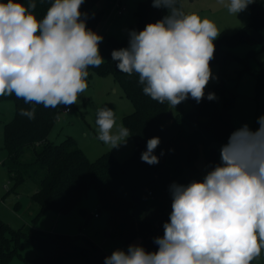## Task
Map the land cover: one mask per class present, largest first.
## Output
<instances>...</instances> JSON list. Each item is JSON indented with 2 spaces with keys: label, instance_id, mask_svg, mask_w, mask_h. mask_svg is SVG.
<instances>
[{
  "label": "clouds",
  "instance_id": "1",
  "mask_svg": "<svg viewBox=\"0 0 264 264\" xmlns=\"http://www.w3.org/2000/svg\"><path fill=\"white\" fill-rule=\"evenodd\" d=\"M85 0H53L42 19L35 0L0 2V96L25 104L56 108L76 105L87 90L89 67L104 63L99 45L104 37L87 26ZM238 15L255 0H218ZM166 14L142 30L128 32V46L113 50L119 71L138 74L143 93L171 107L205 98L213 76L216 24L198 13H186L179 0H152ZM209 101L217 100L214 92ZM36 108L19 114L35 119ZM258 128L248 124L232 132L220 149V163L202 181L169 185L171 212L163 235L153 238L157 250L141 244L116 249L104 264H251L264 250V115ZM97 139L110 149L127 144L130 130L117 127L108 107L97 111ZM115 128V131L113 129ZM159 137L146 142L141 161L157 165ZM160 155H164L163 151Z\"/></svg>",
  "mask_w": 264,
  "mask_h": 264
},
{
  "label": "trees",
  "instance_id": "2",
  "mask_svg": "<svg viewBox=\"0 0 264 264\" xmlns=\"http://www.w3.org/2000/svg\"><path fill=\"white\" fill-rule=\"evenodd\" d=\"M98 1L85 0L81 6V11L88 13L87 26L95 32L104 13L103 9L97 8ZM0 2L6 3L7 0ZM18 2L27 6L28 0ZM51 2L53 0H35L34 14L37 19L46 15ZM179 4L183 7L182 0H179ZM249 6V22L231 35L222 33L215 44L214 59L210 64L218 66L217 81L207 85L205 98L199 104L189 98L191 108L186 112L174 113L167 102L161 104L146 96L143 86L139 84L138 74L128 75L119 71L117 62L111 57L113 50L128 46L130 30L139 31L146 24L156 22L166 14V9L152 7V0L138 1L127 36L118 40L114 35L107 34L100 43L104 63L99 67H89L87 83L90 85L95 74H111L123 88L133 105V111L123 117L134 144L131 158L145 169L158 173L168 165L175 175L181 176L184 173L180 155L183 142L191 145L190 163L194 162L198 144L204 145L207 161L216 162V143L228 142L229 136L236 130L230 112L236 100V92L227 87L226 81L229 75L228 63L237 56L229 47L248 44L259 45L264 49V1L255 0ZM251 71L257 77L259 90L264 84L263 68ZM209 92H214L218 99L209 101ZM5 99H12L16 110L13 119L4 126L3 148L7 154L3 164L14 184L13 191L25 182L37 185V189L30 195V201L37 208L34 211L32 206L30 210L32 224L46 210L59 213L71 211L90 188H96L99 196L98 213L101 215V210H104L109 215L106 234L110 238L127 244L137 236L154 233L153 225L141 219L149 199L137 188L127 167L128 159L121 160L113 153L105 152L91 160L71 135L58 143L51 141L49 134L64 112L63 105L45 108L42 104H25L23 99H17L14 94L0 96V101ZM32 107L36 108L35 119L29 120L19 114L20 109ZM169 111L173 112L171 117H168ZM153 137L161 140L154 150L160 162L148 165L140 157L146 151L147 140ZM162 151L164 155L161 156ZM29 241L42 248L44 254L37 258L24 257V245ZM15 257L22 259L24 264H64L66 259L77 257L85 259L87 264L92 261L104 264L103 257L95 247L62 236L36 233L26 224L13 228L0 218V264H10Z\"/></svg>",
  "mask_w": 264,
  "mask_h": 264
},
{
  "label": "rangeland",
  "instance_id": "3",
  "mask_svg": "<svg viewBox=\"0 0 264 264\" xmlns=\"http://www.w3.org/2000/svg\"><path fill=\"white\" fill-rule=\"evenodd\" d=\"M118 0H99L104 9L101 28L97 32L105 38L106 33L112 34L118 40L127 36V29L134 21V11L140 0H120L124 6V12L118 14L116 2ZM186 13H198L202 18L213 21L222 33L231 35L246 25L250 19V6L238 15L230 14L226 7L218 3V0H182ZM101 9V8H100ZM220 37V36H219ZM218 37V38H219ZM218 38L214 41L217 43ZM103 42V41H102ZM101 42V43H102ZM100 46V45H99ZM226 46V45H224ZM237 56L228 63V79L226 85L236 92V100L230 110L236 129L243 124H248L253 130L258 128L257 118L264 115V84L258 90L257 77L251 70L263 68L264 79V49L259 45L239 44L229 47ZM252 50V52H250ZM214 77L218 78V66L210 64ZM213 79L209 84H213ZM88 84V83H87ZM72 112H62L56 124L52 128L49 139L60 142L68 135L76 139L78 146L83 149L91 160H95L105 152H111L122 159L132 160L133 140L130 136L127 144L118 149H110L102 141L97 139L98 126L96 125L97 111L103 107L112 109L116 117L117 127L124 125V115L133 111V105L126 97L123 88L116 82L113 75H94L88 84L87 90L80 94L76 105L70 106ZM174 113L186 112L191 108L188 99L176 108L171 107ZM15 102L12 99L0 101V218L13 228L26 224L36 233L52 234L74 240H87L90 245L97 247L103 259L110 256L116 249H122L121 241L111 240L107 237L108 212L101 210V217L95 218L98 211L99 196L96 188H90L77 206L67 213H59L56 210H46L34 224L31 223L30 210L37 208L30 201V195L37 189V185L25 182L13 191L14 184L10 180L7 168L3 164L6 156L4 145V126L15 115ZM115 131V128L113 129ZM227 142L216 143V162H208L205 156L204 145L198 144L193 164L190 163L191 145L185 143L181 147L180 155L184 167V177H190L194 172L203 179L206 171L220 163V149ZM128 153L129 156H124ZM128 164V163H127ZM143 194V193H142ZM144 195V194H143ZM145 196V195H144ZM152 197L148 195L149 203ZM19 205V206H18ZM83 241V242H82ZM23 256L37 258L44 254L33 242H25ZM257 264H264V250L255 259ZM10 264H24L23 260L15 257ZM64 264H87L83 258H68ZM89 264H98L95 261ZM253 264V261L251 262Z\"/></svg>",
  "mask_w": 264,
  "mask_h": 264
},
{
  "label": "crops",
  "instance_id": "4",
  "mask_svg": "<svg viewBox=\"0 0 264 264\" xmlns=\"http://www.w3.org/2000/svg\"><path fill=\"white\" fill-rule=\"evenodd\" d=\"M121 1L118 0L116 2V7L117 3ZM122 4V3H121ZM102 4L100 2H97V8H101ZM104 10V9H103ZM125 10V9H124ZM123 10V12H124ZM118 12V9H117ZM122 12V13H123ZM118 13V14H122ZM101 21L96 29V33L99 31L101 28ZM107 35V33H106ZM105 35V37H106ZM105 39V38H104ZM103 39V41H104ZM72 112V108L69 112H64V113H70ZM187 142H183L181 147ZM189 144V143H188ZM124 156H129L128 153H126ZM117 158L122 159V157H119L116 155ZM127 167L132 174L135 184L139 191L143 193L146 197L148 195L152 197L151 202L145 209V211L141 215V219L144 222L150 223L153 225V228L155 229L154 233L151 235L147 236H137L134 240L131 242L124 244L123 248L127 250L128 246L131 244H141L145 247L146 250L148 251H154L157 250V246L153 243V238L156 236H162L163 235V224L165 222H168L169 220V215L171 212V195L169 192V185L172 184L173 182L180 183V184H188L192 180H198L202 181L197 174L194 172V174H191L190 177H184L183 175L177 176L173 173L172 168L168 165L163 167L158 173H154L148 169H145L142 167L136 160L132 159L128 161ZM152 192V194H151ZM95 216V215H94ZM95 217V218H100ZM107 237H109L107 235ZM110 238V237H109ZM111 240H116L112 239ZM77 241V240H76ZM84 244L89 246V247H95L93 245H90L87 240H83ZM82 241V242H83ZM118 241V240H117ZM80 242V240H78ZM97 248V247H95ZM253 264H257L256 261H253Z\"/></svg>",
  "mask_w": 264,
  "mask_h": 264
},
{
  "label": "built area",
  "instance_id": "5",
  "mask_svg": "<svg viewBox=\"0 0 264 264\" xmlns=\"http://www.w3.org/2000/svg\"><path fill=\"white\" fill-rule=\"evenodd\" d=\"M117 9H118V13H122L123 10H124V6L120 2H118L117 3ZM70 110H71V107H70ZM70 110H68V109L65 108L64 109V112H69ZM151 194H152V192H151ZM99 216H100V214L98 212H96L95 213V217H99Z\"/></svg>",
  "mask_w": 264,
  "mask_h": 264
},
{
  "label": "water",
  "instance_id": "6",
  "mask_svg": "<svg viewBox=\"0 0 264 264\" xmlns=\"http://www.w3.org/2000/svg\"><path fill=\"white\" fill-rule=\"evenodd\" d=\"M172 114H173V112H172V111H169V113H168V117H171Z\"/></svg>",
  "mask_w": 264,
  "mask_h": 264
}]
</instances>
